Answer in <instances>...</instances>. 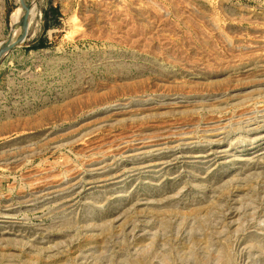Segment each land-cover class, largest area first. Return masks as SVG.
<instances>
[{
	"label": "rangeland",
	"instance_id": "374dc122",
	"mask_svg": "<svg viewBox=\"0 0 264 264\" xmlns=\"http://www.w3.org/2000/svg\"><path fill=\"white\" fill-rule=\"evenodd\" d=\"M0 264H264V0H35L0 64Z\"/></svg>",
	"mask_w": 264,
	"mask_h": 264
},
{
	"label": "water",
	"instance_id": "95a60500",
	"mask_svg": "<svg viewBox=\"0 0 264 264\" xmlns=\"http://www.w3.org/2000/svg\"><path fill=\"white\" fill-rule=\"evenodd\" d=\"M30 10L31 4L29 2L26 3V11L25 16L21 18V20L14 26H10L9 33L7 38L2 42L0 46V64L3 58L14 48L17 46L16 43H12V36L16 32L17 29L22 27H28L30 21Z\"/></svg>",
	"mask_w": 264,
	"mask_h": 264
},
{
	"label": "bare ground",
	"instance_id": "6f19581e",
	"mask_svg": "<svg viewBox=\"0 0 264 264\" xmlns=\"http://www.w3.org/2000/svg\"><path fill=\"white\" fill-rule=\"evenodd\" d=\"M35 0H18V5L17 8L15 9V16H14V22H12V19H10V26L16 25L21 18L24 15V12L27 13L26 11V3L29 2L31 4V7L33 5ZM22 36V28H19L16 30V32L12 36V43H19V40L21 39ZM2 43H0L1 46Z\"/></svg>",
	"mask_w": 264,
	"mask_h": 264
},
{
	"label": "trees",
	"instance_id": "16d2710c",
	"mask_svg": "<svg viewBox=\"0 0 264 264\" xmlns=\"http://www.w3.org/2000/svg\"><path fill=\"white\" fill-rule=\"evenodd\" d=\"M40 46H42V44H39L37 47H40Z\"/></svg>",
	"mask_w": 264,
	"mask_h": 264
}]
</instances>
